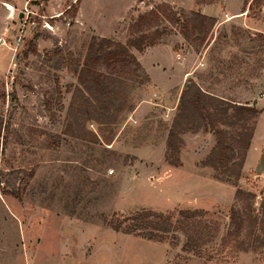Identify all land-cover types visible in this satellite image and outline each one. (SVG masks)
<instances>
[{
    "label": "rangeland",
    "instance_id": "rangeland-1",
    "mask_svg": "<svg viewBox=\"0 0 264 264\" xmlns=\"http://www.w3.org/2000/svg\"><path fill=\"white\" fill-rule=\"evenodd\" d=\"M251 2L0 0V264H264V228L249 234L247 218L261 217L263 185L243 169L239 177L207 165L215 134H185L180 167L165 160L189 81L237 105L255 107L252 94L264 106V0ZM219 3L244 17L219 19L202 46L192 34L186 41L185 16ZM155 30L154 45L132 50L140 69L120 122L103 132L88 123L97 144L69 137L74 87L92 39L125 45ZM236 150L228 155L239 162ZM233 208L246 215L249 252L223 244ZM141 211L174 220L181 211L202 212L217 235L195 255L183 250L181 233L156 242L113 229Z\"/></svg>",
    "mask_w": 264,
    "mask_h": 264
},
{
    "label": "trees",
    "instance_id": "trees-1",
    "mask_svg": "<svg viewBox=\"0 0 264 264\" xmlns=\"http://www.w3.org/2000/svg\"><path fill=\"white\" fill-rule=\"evenodd\" d=\"M256 1L252 0L250 6ZM158 12L165 14L166 9L160 8ZM216 23L217 20L212 17L191 12L182 22L181 34L186 41H190L192 34L200 40L202 46L212 34ZM160 36L161 32L158 30L143 33L131 38L125 45L108 39H92L78 73V86L74 87L65 128L69 137L97 144L100 143V137L86 130L88 123H95L98 130L103 132L120 122L122 115L128 110L129 83L137 80L139 75L140 64L132 50L143 53ZM260 113L256 107L224 100L189 81L181 93L177 114L168 132L166 162L170 166L180 167L185 134L213 132L216 146L207 165L225 174L236 171L235 174L240 177ZM111 140L109 136H102L103 142ZM233 148L237 149L239 162L228 155V151ZM260 213L261 217L251 214L247 216L251 235L255 226L264 228V202ZM203 214L181 211L174 220V215L141 211L123 222L111 225L116 232L156 242L164 241L169 234L181 233L186 238L183 250L198 255L202 248L215 239L218 231L201 219ZM245 219L246 215L241 210H231L232 230L223 238L224 245L243 252L251 250L252 245L242 240Z\"/></svg>",
    "mask_w": 264,
    "mask_h": 264
},
{
    "label": "crops",
    "instance_id": "crops-1",
    "mask_svg": "<svg viewBox=\"0 0 264 264\" xmlns=\"http://www.w3.org/2000/svg\"><path fill=\"white\" fill-rule=\"evenodd\" d=\"M238 4H241V8H244V5H245L244 1ZM200 13L203 14L204 16L212 17L216 19L217 21H219L220 19L219 22H221V19H222L223 23H226L232 19H240L244 17L243 15L244 11L242 10L224 13V4L222 3L204 5L201 8ZM258 33H262V32L258 31ZM154 51L155 50H151V53H153ZM145 55L148 56L149 55L148 52L145 53ZM143 67L145 68V71L151 76V71H149L147 67L145 66ZM162 74H165V73L162 72ZM193 74H194V71L190 72V74L188 75V78L191 77ZM151 79H152V76H151ZM262 85L264 88V77H263ZM252 97H253V100H252ZM254 97L255 96L254 95L252 96L251 94V99H250V101H252L251 104H255V107L259 111H262L264 107L262 105L263 100L260 99V97H258L257 99L256 97L255 98ZM250 107H254V106L251 105ZM263 116H264V111H262L259 117L257 118L254 137H253L250 149L247 152L246 160H245L244 167H243L244 174H246L248 177L256 181L258 185L259 184L263 185L262 197H264V184H263L264 183V129L262 130Z\"/></svg>",
    "mask_w": 264,
    "mask_h": 264
},
{
    "label": "bare ground",
    "instance_id": "bare-ground-1",
    "mask_svg": "<svg viewBox=\"0 0 264 264\" xmlns=\"http://www.w3.org/2000/svg\"><path fill=\"white\" fill-rule=\"evenodd\" d=\"M7 8H8L11 12L14 11L13 8H12L10 5H7Z\"/></svg>",
    "mask_w": 264,
    "mask_h": 264
},
{
    "label": "water",
    "instance_id": "water-1",
    "mask_svg": "<svg viewBox=\"0 0 264 264\" xmlns=\"http://www.w3.org/2000/svg\"><path fill=\"white\" fill-rule=\"evenodd\" d=\"M22 15H23V14L20 15V18H22Z\"/></svg>",
    "mask_w": 264,
    "mask_h": 264
}]
</instances>
